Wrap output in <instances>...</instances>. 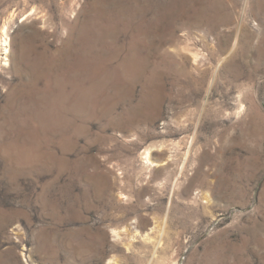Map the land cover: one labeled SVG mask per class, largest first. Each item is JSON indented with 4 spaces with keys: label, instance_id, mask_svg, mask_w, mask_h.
I'll return each mask as SVG.
<instances>
[{
    "label": "rangeland",
    "instance_id": "rangeland-1",
    "mask_svg": "<svg viewBox=\"0 0 264 264\" xmlns=\"http://www.w3.org/2000/svg\"><path fill=\"white\" fill-rule=\"evenodd\" d=\"M0 264H264V0H0Z\"/></svg>",
    "mask_w": 264,
    "mask_h": 264
},
{
    "label": "bare ground",
    "instance_id": "bare-ground-1",
    "mask_svg": "<svg viewBox=\"0 0 264 264\" xmlns=\"http://www.w3.org/2000/svg\"><path fill=\"white\" fill-rule=\"evenodd\" d=\"M2 38H3L2 42L6 45V44L8 43V40H7V29H6V27L3 28V31H2ZM149 157H150V154L147 153L145 159H146L147 161H149V159H150Z\"/></svg>",
    "mask_w": 264,
    "mask_h": 264
}]
</instances>
